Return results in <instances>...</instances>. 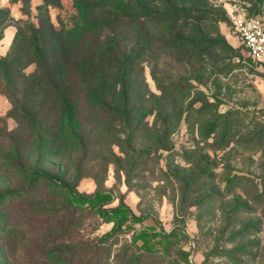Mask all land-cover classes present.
I'll return each mask as SVG.
<instances>
[{
  "label": "rangeland",
  "instance_id": "rangeland-1",
  "mask_svg": "<svg viewBox=\"0 0 264 264\" xmlns=\"http://www.w3.org/2000/svg\"><path fill=\"white\" fill-rule=\"evenodd\" d=\"M240 14L264 0H0V264H264V65ZM61 184L188 238H103Z\"/></svg>",
  "mask_w": 264,
  "mask_h": 264
},
{
  "label": "trees",
  "instance_id": "trees-1",
  "mask_svg": "<svg viewBox=\"0 0 264 264\" xmlns=\"http://www.w3.org/2000/svg\"><path fill=\"white\" fill-rule=\"evenodd\" d=\"M77 5L84 6L83 3H78ZM144 13H146V11ZM146 14L149 19L154 18L156 20H160L165 15L163 13L151 14L148 12ZM30 30L32 39L31 46L33 50L43 55V47L45 44L43 30L40 27L32 25L30 26ZM63 54H66L64 50ZM64 63L67 64V60H65ZM68 75L75 76V70L69 71ZM122 91H125L124 85L122 86ZM61 187L67 196V202L72 207L91 209L95 211L102 222L111 224L110 229L102 235L103 238H110L124 230H132L131 240L133 243L137 244L139 249L148 253L160 251L164 254L168 252L170 247L188 238L186 232L179 226H175L170 232H167L164 228L159 226L157 221H155L154 224H143V221L147 217L136 215L129 206L123 202L111 208L105 207V205L114 200L113 195L109 191L98 190L91 196H85L79 192L72 191L65 185L61 184ZM136 224H139L140 227H137ZM180 246L181 245H179V247ZM186 259L190 263L188 255Z\"/></svg>",
  "mask_w": 264,
  "mask_h": 264
},
{
  "label": "built area",
  "instance_id": "built-area-1",
  "mask_svg": "<svg viewBox=\"0 0 264 264\" xmlns=\"http://www.w3.org/2000/svg\"><path fill=\"white\" fill-rule=\"evenodd\" d=\"M231 28L246 55L264 65V16L233 15Z\"/></svg>",
  "mask_w": 264,
  "mask_h": 264
}]
</instances>
